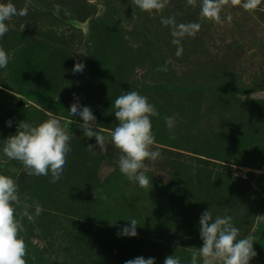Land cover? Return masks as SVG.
<instances>
[{
    "label": "rangeland",
    "instance_id": "374dc122",
    "mask_svg": "<svg viewBox=\"0 0 264 264\" xmlns=\"http://www.w3.org/2000/svg\"><path fill=\"white\" fill-rule=\"evenodd\" d=\"M11 2L29 14L6 21L9 31L0 38L10 56L0 69V106L18 104L0 112V174L15 180L22 200L27 194L29 205L43 209L21 221L27 264H125L138 256L163 264L169 255L190 264L202 246L199 219L208 208L213 218L244 213L238 238L257 240V216L264 215V89H248L264 80V0L255 11L224 5L219 24L202 17L201 0L195 7L167 0L152 13L133 0ZM170 16L201 25L194 38L184 37L179 57L171 26L161 23ZM80 61L83 72L73 74ZM128 91L146 96L159 113L150 119L153 150L161 155L145 161L151 189L120 172L121 153L111 142L114 100ZM74 102L95 115L106 151L87 148L96 141L83 137L82 121L69 115ZM53 116L75 136L56 183L50 173L28 175L2 151L19 122L37 125ZM165 117L173 118L171 132ZM132 219L137 236H118Z\"/></svg>",
    "mask_w": 264,
    "mask_h": 264
},
{
    "label": "clouds",
    "instance_id": "9594fccd",
    "mask_svg": "<svg viewBox=\"0 0 264 264\" xmlns=\"http://www.w3.org/2000/svg\"><path fill=\"white\" fill-rule=\"evenodd\" d=\"M262 0H201V15L203 18L223 23L220 13L224 5L239 6L247 11H255ZM135 6L141 11L152 13L162 12L167 5V0H133ZM189 5L195 7L196 0H187ZM60 11V6H56ZM29 14L28 7L17 9L11 0H0V38L8 31L6 21L14 16L25 17ZM229 22L231 17H227ZM161 23L171 26L172 43L177 45L176 55L183 53L182 41L185 36L195 37L200 31L199 23L177 24L175 17H162ZM88 55L81 50L79 53ZM9 54L0 47V69L9 64ZM85 65L82 61L76 62L72 72H83ZM159 70V69H158ZM166 70V68L164 69ZM114 115L117 126L111 131L110 137L114 147L121 153L119 157V170L130 182H135L139 187L151 189V180L146 175L148 167L145 161H155L160 157L158 150H153L156 143L152 132L151 117L158 116L154 105L149 103L146 96L137 91H128L114 100ZM68 113L71 117L78 116L82 123L78 125L83 137L95 138L96 144L87 145L95 153L107 150V137L95 131L96 117L87 106H80L74 102L69 106ZM11 126V121L6 122ZM75 123V121L71 122ZM169 131L174 127L172 117H165ZM75 137L69 128L62 126L61 120L56 117L32 125L24 120L19 122L15 135L3 141L2 151L7 160L19 161L30 176H48L51 174V183L60 180L70 151L69 141ZM174 138V136L172 137ZM106 199V197H102ZM31 197L24 194L23 200L17 183L10 176L0 174V264H27V245L20 233L23 229L22 218L33 220L43 211L38 203L29 205ZM34 207V213L29 209ZM17 208L20 209L19 217ZM259 222H264V215L257 216ZM137 221L132 219L130 226L122 227L117 235L136 237ZM199 236L202 246L193 251L190 264H249L257 253L253 249L254 238L240 236V230L234 226L230 215H217L213 218L212 211L208 208L202 212L199 219ZM125 264H155V258L138 256L125 261ZM163 264H182L180 257L166 256Z\"/></svg>",
    "mask_w": 264,
    "mask_h": 264
},
{
    "label": "trees",
    "instance_id": "16d2710c",
    "mask_svg": "<svg viewBox=\"0 0 264 264\" xmlns=\"http://www.w3.org/2000/svg\"><path fill=\"white\" fill-rule=\"evenodd\" d=\"M108 7H109V5H108ZM104 23H106V22H104ZM254 83L255 82H253V84ZM256 84H258V85H256V87H254V86L249 87L248 91L254 92V91L264 89V80L260 81V82H256ZM220 88L222 90L233 91V88L232 87L229 88L228 85L227 86L221 85ZM39 96H41V98L43 100H45L48 104L55 105V103L50 101L44 94L39 95ZM16 106H18L17 103L12 104V105H8V106H0V112L8 111V110H10ZM231 192H233V191H231ZM243 214L244 213H242V214H234L233 213V216H231L233 218L234 226H236L237 228L239 227V224H240L239 222L244 220L243 218H241ZM255 234L257 236V240L253 244V249L257 253V255L249 261V264H260L262 261L261 256L264 257V254H263V249H264V222H259V225H258V228H257Z\"/></svg>",
    "mask_w": 264,
    "mask_h": 264
}]
</instances>
